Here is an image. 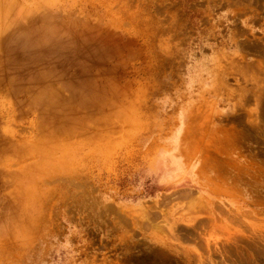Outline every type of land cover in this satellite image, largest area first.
Instances as JSON below:
<instances>
[{
  "label": "rangeland",
  "instance_id": "obj_1",
  "mask_svg": "<svg viewBox=\"0 0 264 264\" xmlns=\"http://www.w3.org/2000/svg\"><path fill=\"white\" fill-rule=\"evenodd\" d=\"M0 264H264V0H0Z\"/></svg>",
  "mask_w": 264,
  "mask_h": 264
}]
</instances>
